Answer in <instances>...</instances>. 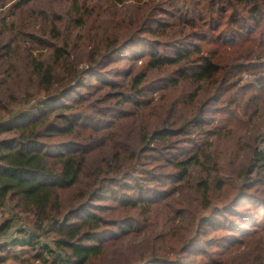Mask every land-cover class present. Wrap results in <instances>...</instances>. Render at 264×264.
<instances>
[{"label": "trees", "instance_id": "obj_1", "mask_svg": "<svg viewBox=\"0 0 264 264\" xmlns=\"http://www.w3.org/2000/svg\"><path fill=\"white\" fill-rule=\"evenodd\" d=\"M0 211V264H264V0H0Z\"/></svg>", "mask_w": 264, "mask_h": 264}, {"label": "rangeland", "instance_id": "obj_2", "mask_svg": "<svg viewBox=\"0 0 264 264\" xmlns=\"http://www.w3.org/2000/svg\"><path fill=\"white\" fill-rule=\"evenodd\" d=\"M129 62H132L131 60H126L125 62H122L121 63V67H125ZM116 65H112L108 68V70L114 68ZM79 140V139H77ZM8 214H4L3 212L0 211V224L2 223V221L6 218ZM22 216H24V214H22ZM238 237H240V235H238ZM5 241V238L4 237H0V243H3ZM247 242V241H245ZM251 242V241H250ZM21 248L20 247H16L15 250H20ZM190 260H192V257L190 258ZM6 264H18V263H15L13 262L12 260H10L8 263Z\"/></svg>", "mask_w": 264, "mask_h": 264}, {"label": "water", "instance_id": "obj_3", "mask_svg": "<svg viewBox=\"0 0 264 264\" xmlns=\"http://www.w3.org/2000/svg\"><path fill=\"white\" fill-rule=\"evenodd\" d=\"M63 221H64V219H63Z\"/></svg>", "mask_w": 264, "mask_h": 264}]
</instances>
